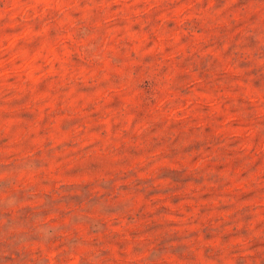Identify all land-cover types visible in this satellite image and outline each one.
<instances>
[{
    "label": "rangeland",
    "instance_id": "obj_1",
    "mask_svg": "<svg viewBox=\"0 0 264 264\" xmlns=\"http://www.w3.org/2000/svg\"><path fill=\"white\" fill-rule=\"evenodd\" d=\"M0 264H264V0H0Z\"/></svg>",
    "mask_w": 264,
    "mask_h": 264
}]
</instances>
